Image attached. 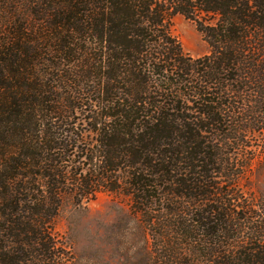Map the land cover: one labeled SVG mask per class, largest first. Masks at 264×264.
I'll return each instance as SVG.
<instances>
[{
    "label": "trees",
    "instance_id": "16d2710c",
    "mask_svg": "<svg viewBox=\"0 0 264 264\" xmlns=\"http://www.w3.org/2000/svg\"><path fill=\"white\" fill-rule=\"evenodd\" d=\"M258 136L264 0H0V264H57L62 200L103 191L152 264H264V204L239 189Z\"/></svg>",
    "mask_w": 264,
    "mask_h": 264
},
{
    "label": "rangeland",
    "instance_id": "374dc122",
    "mask_svg": "<svg viewBox=\"0 0 264 264\" xmlns=\"http://www.w3.org/2000/svg\"><path fill=\"white\" fill-rule=\"evenodd\" d=\"M170 34L192 59L208 53L194 25L180 15L170 21ZM245 150L248 167L239 180L242 195L264 204V138ZM57 264H152L153 243L142 218L122 194L99 192L93 200L65 197L54 220Z\"/></svg>",
    "mask_w": 264,
    "mask_h": 264
}]
</instances>
